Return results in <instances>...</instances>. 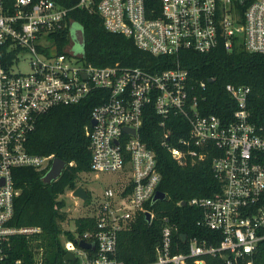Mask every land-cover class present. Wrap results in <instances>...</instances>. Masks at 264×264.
<instances>
[{
  "label": "built area",
  "instance_id": "2783aa9c",
  "mask_svg": "<svg viewBox=\"0 0 264 264\" xmlns=\"http://www.w3.org/2000/svg\"><path fill=\"white\" fill-rule=\"evenodd\" d=\"M77 6L97 12L105 29L130 37L136 47L173 57V65L150 70L85 61L72 49L77 21L69 11ZM63 29L67 40L58 46L54 35ZM219 44L227 51L243 47L264 52V0H77L73 6L56 0H0V48L6 57L0 62V264H27L13 256V237L40 231L38 226L9 222L19 191L13 168L47 169L53 158L27 150L29 132L50 108L76 103L93 90H99L100 101L84 127L88 172L117 176L89 199L80 215L93 218V228L69 229L74 238L65 236L63 246L73 252V259L66 261L74 263L65 264H125L115 255L117 232L139 212L149 211L150 220L155 217L149 208L160 172L154 151L139 134L146 108L156 113L160 144L176 161L210 157L220 188L188 203L200 210L197 223L218 237L208 242L186 234L183 238L180 232L185 249L176 250L177 227L162 215L154 258L138 264H184L188 258L205 264L206 255L220 256L226 264H259L255 258L264 241V121L252 117L246 84H225L234 101L230 112L203 111L199 100L204 97L193 92L188 70L178 59L185 49L207 52ZM25 57L29 69L13 70ZM171 118H180L175 126L181 130L186 124L177 137ZM79 240L94 245L83 248ZM32 253L30 264H43L42 247Z\"/></svg>",
  "mask_w": 264,
  "mask_h": 264
},
{
  "label": "trees",
  "instance_id": "16d2710c",
  "mask_svg": "<svg viewBox=\"0 0 264 264\" xmlns=\"http://www.w3.org/2000/svg\"><path fill=\"white\" fill-rule=\"evenodd\" d=\"M7 3L11 0H5ZM65 6H73L77 0H56ZM69 16L75 19L81 28L82 58L94 65H109L118 62L121 65L141 66L150 70H160L173 65V57L153 55L136 47L130 37L105 29L97 12L72 7ZM58 46L66 43V29L54 35ZM4 49L0 48V62H5ZM182 67L188 70L192 90L199 94L200 107L203 111L223 113L234 108V101L225 90V84H246L251 92L248 99L254 120L264 121V52H250L243 47H234L231 51L217 45L207 52L185 49L178 57ZM203 81L205 87L198 86ZM99 90H93L80 101L71 104L56 105L43 114L29 132L26 148L32 154L58 157L65 161V166L55 179L42 181L46 169L32 166L13 168L14 185L19 189L13 200V214L10 223L16 226L34 225L40 228L38 233L25 237H13L12 254L22 257L27 264L32 262L34 247H42L43 264H65V248L60 240L59 220L63 218V201L58 198L66 188L76 186L78 173L89 171V140L84 127L90 125V112L100 99ZM173 121V136L186 131L175 126L180 118ZM171 121V120H170ZM142 141L151 148L156 156V166L160 172L158 189L165 197L155 200L150 206L155 217L150 221L139 212L129 221L127 227L117 232L115 255L125 264H138L154 258V247L160 238L159 217L166 215L177 227L173 240L176 250H184L185 243L179 233L187 236L206 238L213 242L218 237L215 231L197 223L200 210L188 203L192 197L207 196L219 190L220 183L213 175L210 157L203 160L185 159L176 161L168 150L160 144L158 118L152 108H146L139 128ZM89 193L87 192V197ZM181 201H184L182 204ZM74 229L83 232L94 226L91 217L78 216L74 219ZM65 236L73 239V233L65 230ZM215 234V235H214ZM205 264H226L220 256L206 255ZM255 262L264 264V241ZM184 264H194L188 258Z\"/></svg>",
  "mask_w": 264,
  "mask_h": 264
},
{
  "label": "rangeland",
  "instance_id": "374dc122",
  "mask_svg": "<svg viewBox=\"0 0 264 264\" xmlns=\"http://www.w3.org/2000/svg\"><path fill=\"white\" fill-rule=\"evenodd\" d=\"M72 49L77 52H81V44L75 40L72 45ZM28 69V57L23 58L13 67V70L15 71H27ZM116 176L117 174L115 172H97L96 174L95 172L88 171L80 172L76 178V185H81L86 192L89 193V198L87 200L80 199L74 196L72 194V189L69 188H66L62 193L58 194V198L63 201V206L61 207L63 218L59 220L61 228L59 237L62 244L66 240V234L64 231L74 229V219L85 212L89 199L92 196L99 195L103 187L108 183H111L112 179Z\"/></svg>",
  "mask_w": 264,
  "mask_h": 264
},
{
  "label": "water",
  "instance_id": "95a60500",
  "mask_svg": "<svg viewBox=\"0 0 264 264\" xmlns=\"http://www.w3.org/2000/svg\"><path fill=\"white\" fill-rule=\"evenodd\" d=\"M74 36H75V39L78 43H82L83 34H82L81 28H79V27L75 28ZM91 123H94L93 119H91ZM124 129H127V127H124ZM131 131H133L132 128H131ZM64 166H65V161L63 159H60L58 157H53L49 167L46 169V171L42 175V181L43 182H49L52 179H55L56 177H58V175L60 174V172L62 171ZM72 194L74 196L80 198V199H85L87 192L81 185H76L72 190ZM164 197H165V193L163 191H161L160 189H157L153 195V200L162 199ZM182 204H184V201H182ZM144 216H145V219L147 221H150V212L149 211H145ZM182 237L183 238L185 237V233H182ZM78 244H79V246H81L83 248H88V247L94 245L93 243H88V242H85L83 240H79ZM64 258L66 260L73 259V252L71 250H66L64 253Z\"/></svg>",
  "mask_w": 264,
  "mask_h": 264
},
{
  "label": "bare ground",
  "instance_id": "6f19581e",
  "mask_svg": "<svg viewBox=\"0 0 264 264\" xmlns=\"http://www.w3.org/2000/svg\"><path fill=\"white\" fill-rule=\"evenodd\" d=\"M44 170V169H43Z\"/></svg>",
  "mask_w": 264,
  "mask_h": 264
}]
</instances>
